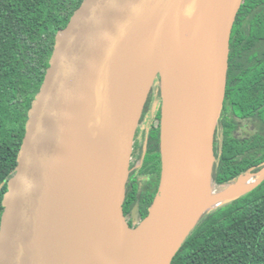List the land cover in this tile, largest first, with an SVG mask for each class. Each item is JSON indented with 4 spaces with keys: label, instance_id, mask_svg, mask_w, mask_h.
I'll return each instance as SVG.
<instances>
[{
    "label": "water",
    "instance_id": "1",
    "mask_svg": "<svg viewBox=\"0 0 264 264\" xmlns=\"http://www.w3.org/2000/svg\"><path fill=\"white\" fill-rule=\"evenodd\" d=\"M242 3L81 2L50 44L48 65L29 108L17 166L3 199L0 264H93L92 213L76 193L77 138L87 118L105 141L109 168L104 206L123 253L121 264H172L206 214L264 182L263 167L219 190L213 183L214 143L226 95L231 35ZM196 4L201 21L193 34L202 36V85L192 86L171 59L186 55L181 43L183 20ZM227 9L231 11L228 21ZM137 40L143 43L135 47ZM143 53L155 72L136 107L123 89L122 75L131 57ZM155 87L161 96V176L147 217L132 227L124 204L133 146ZM246 176L253 180L244 191L208 205L207 198L221 197ZM204 183L207 198L200 190Z\"/></svg>",
    "mask_w": 264,
    "mask_h": 264
},
{
    "label": "trees",
    "instance_id": "2",
    "mask_svg": "<svg viewBox=\"0 0 264 264\" xmlns=\"http://www.w3.org/2000/svg\"><path fill=\"white\" fill-rule=\"evenodd\" d=\"M82 1L0 0V220L29 108L48 65L50 44ZM244 18L246 25L242 28ZM234 25L225 109L239 118L264 120V57L258 58L264 54V0H243ZM241 28L247 33H241ZM254 44L260 48L258 53L247 50ZM160 119L159 111L141 172L148 181L143 182L141 192L136 182L127 184L124 212L138 202L143 219L160 182ZM235 129V122L228 123L214 149L213 183L218 190L264 167V127L246 139H238ZM172 264H264V182L206 214Z\"/></svg>",
    "mask_w": 264,
    "mask_h": 264
},
{
    "label": "bare ground",
    "instance_id": "3",
    "mask_svg": "<svg viewBox=\"0 0 264 264\" xmlns=\"http://www.w3.org/2000/svg\"><path fill=\"white\" fill-rule=\"evenodd\" d=\"M198 4L193 5L183 20L182 49L185 56L174 55L172 65L183 75V80L192 86L202 85L200 70V55L202 53V36H195L194 31L201 20L197 17ZM230 9L225 11L226 21L230 18ZM179 40H177V43ZM143 41H135V47ZM178 48L180 45L175 44ZM154 66L143 56L133 55L124 67L122 86L138 107L145 97L150 82L154 76ZM77 186L76 193L84 204H89L92 215L91 252L93 264H121L123 253L114 237L109 214L104 206V192L108 175V155L105 141L101 133H97L93 121L87 118L82 125L77 138ZM215 169V168H214ZM215 175V174H214ZM213 175V176H214ZM214 178V177H213ZM253 178L246 176L239 183L230 187L221 197L207 198V184L201 186V191L207 198L208 205L219 199H229L244 191ZM217 199V200H216ZM204 201V198H200ZM94 218V219H93Z\"/></svg>",
    "mask_w": 264,
    "mask_h": 264
},
{
    "label": "flooded vegetation",
    "instance_id": "4",
    "mask_svg": "<svg viewBox=\"0 0 264 264\" xmlns=\"http://www.w3.org/2000/svg\"><path fill=\"white\" fill-rule=\"evenodd\" d=\"M245 25L246 23H245V18H244L242 28H244ZM242 32L247 33V30L242 29L241 33ZM247 50H252L253 52L258 53L260 51V48L259 46L254 44L250 49H247ZM241 53L242 52H239V56H242ZM263 57H264L263 53L258 55L259 60H261ZM159 111L161 112V96H160V92L158 88L155 87L153 88V91L151 92L149 96V99L146 103V106H145V109H144V112H143V115L140 121L141 124L143 123V129H141L139 132L137 129V132H136L135 139L137 138V136L140 135V140L138 141L135 140L134 142L133 154H132V160H131V166H130V177H129L128 183L136 182L138 184L140 192L143 190V182L148 181L146 177H143V174H141V172L143 168V162H144L147 149H148L149 134L152 129V126L156 122L157 114L159 113ZM145 115H147V117ZM144 116L146 117L145 119H144ZM231 122L236 123V129L234 130V134L238 139H246L250 137L252 134L256 132H260L264 127V120L260 119L259 117L239 118L232 112L231 109H228V110L225 109V103H224V109L222 111V115L219 121V125L217 127L216 135H215L214 149H215V146L218 147V143L221 142L223 128L228 123H231ZM246 130L247 131L249 130V132H246ZM138 210L139 208H138V202H137L134 208H132L129 212H124L127 223L132 227L138 226L140 222L143 220Z\"/></svg>",
    "mask_w": 264,
    "mask_h": 264
},
{
    "label": "rangeland",
    "instance_id": "5",
    "mask_svg": "<svg viewBox=\"0 0 264 264\" xmlns=\"http://www.w3.org/2000/svg\"><path fill=\"white\" fill-rule=\"evenodd\" d=\"M235 26V25H234ZM233 29H234V27H233ZM233 31V30H232ZM233 33V32H232ZM153 91V88H152V90H151V92ZM151 92H150V94H151ZM150 94H149V96H150ZM149 96H148V99H149ZM148 99H147V101H148ZM147 103V102H146ZM145 106H146V104H145ZM145 109V108H144ZM146 117H147V115H145ZM144 116V119L146 118ZM141 129H143V123L141 124V123H139V126H138V132L141 130ZM246 132H249V130L247 131L246 130ZM140 134V133H139ZM136 141H138V140H140V135L139 136H137V138L135 139ZM135 140H134V142H135ZM137 144V143H136ZM135 144V145H136ZM134 147V146H133Z\"/></svg>",
    "mask_w": 264,
    "mask_h": 264
}]
</instances>
